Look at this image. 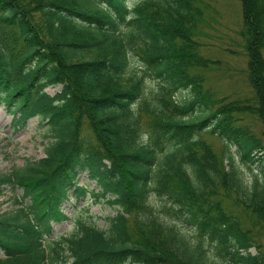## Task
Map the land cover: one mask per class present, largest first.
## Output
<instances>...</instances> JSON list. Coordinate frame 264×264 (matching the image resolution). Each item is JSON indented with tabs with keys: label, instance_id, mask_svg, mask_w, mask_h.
Wrapping results in <instances>:
<instances>
[{
	"label": "trees",
	"instance_id": "trees-1",
	"mask_svg": "<svg viewBox=\"0 0 264 264\" xmlns=\"http://www.w3.org/2000/svg\"><path fill=\"white\" fill-rule=\"evenodd\" d=\"M239 1L249 90L234 96L198 70L207 0H0V105L47 139L0 172V193L22 189L0 264H264V0ZM87 195L115 207L106 227L54 235Z\"/></svg>",
	"mask_w": 264,
	"mask_h": 264
},
{
	"label": "rangeland",
	"instance_id": "rangeland-1",
	"mask_svg": "<svg viewBox=\"0 0 264 264\" xmlns=\"http://www.w3.org/2000/svg\"><path fill=\"white\" fill-rule=\"evenodd\" d=\"M207 1L210 6L205 14L210 25L203 27L206 35L202 36L201 40L205 44L200 49L211 61L208 66L198 70L205 75L206 86L217 90L218 93L225 92L234 96L243 94L249 89L246 85L247 55L243 39L238 32L242 27L240 1ZM133 59V67L140 70L138 58ZM145 83L148 87L157 85V81L149 77H146ZM59 88L60 85L46 87L50 93H54ZM186 95L187 91L184 90L176 97L181 98ZM44 132V127L39 125L36 116L29 118L23 127L16 130L12 125V115L0 105V172L22 166L27 158L34 160L44 156L43 147L47 140L43 136ZM245 170L248 171L247 168ZM79 183L98 190L96 182L88 179L86 172L80 173ZM21 193L22 189L18 185L1 186L0 213L18 206L15 198ZM156 200L159 203V199ZM62 208L69 218L54 223V235L70 233L74 228L76 217L91 219L97 225L106 227L105 216L114 214L116 210L103 197L95 198L91 195L79 201L71 198L63 203Z\"/></svg>",
	"mask_w": 264,
	"mask_h": 264
}]
</instances>
